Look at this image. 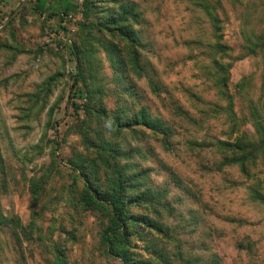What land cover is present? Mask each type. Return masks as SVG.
<instances>
[{
  "label": "rangeland",
  "instance_id": "obj_1",
  "mask_svg": "<svg viewBox=\"0 0 264 264\" xmlns=\"http://www.w3.org/2000/svg\"><path fill=\"white\" fill-rule=\"evenodd\" d=\"M21 1L0 0V264H264V0Z\"/></svg>",
  "mask_w": 264,
  "mask_h": 264
},
{
  "label": "trees",
  "instance_id": "obj_2",
  "mask_svg": "<svg viewBox=\"0 0 264 264\" xmlns=\"http://www.w3.org/2000/svg\"><path fill=\"white\" fill-rule=\"evenodd\" d=\"M219 145L220 146H226L229 144H224V143L220 142ZM234 148L238 149V150L239 149L243 150L239 144H236ZM239 160L240 159L238 158L237 161H239ZM80 174L83 177V181L86 182L85 185L86 184L88 185V180H87L85 173L83 171H81ZM133 178H135V177H133ZM117 180L118 181L116 183H114V185L116 186L114 193L111 195L106 194L105 198H103V200L107 202V204L110 208V213H111V216L113 219V220H111V222H115L119 225L118 230L110 232L111 235L115 236V235L119 234L120 236H123L124 241H126L128 234L126 233L127 230H126V226H125V220L122 217V211L124 210L123 203L125 200V195H124L125 184H124V182L122 183L121 176H118ZM85 187H86L85 188L86 194L84 195V198L82 199L85 206L89 207V206L98 205V201L96 200L95 193H89L90 187L89 188H88V186H85ZM144 195L145 194L136 195L134 198L135 202L139 203V201H142L144 198ZM18 234L20 235V232L19 233H18V231L13 232L14 237H17ZM104 234L109 235V232L105 230Z\"/></svg>",
  "mask_w": 264,
  "mask_h": 264
},
{
  "label": "water",
  "instance_id": "obj_3",
  "mask_svg": "<svg viewBox=\"0 0 264 264\" xmlns=\"http://www.w3.org/2000/svg\"><path fill=\"white\" fill-rule=\"evenodd\" d=\"M26 1H27V0H22L16 9H18V8H19L21 5H23ZM70 1H71V2H76L77 0H70ZM16 9H15V11H16Z\"/></svg>",
  "mask_w": 264,
  "mask_h": 264
},
{
  "label": "built area",
  "instance_id": "obj_4",
  "mask_svg": "<svg viewBox=\"0 0 264 264\" xmlns=\"http://www.w3.org/2000/svg\"><path fill=\"white\" fill-rule=\"evenodd\" d=\"M68 17H70V16L68 15Z\"/></svg>",
  "mask_w": 264,
  "mask_h": 264
}]
</instances>
